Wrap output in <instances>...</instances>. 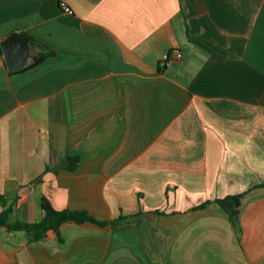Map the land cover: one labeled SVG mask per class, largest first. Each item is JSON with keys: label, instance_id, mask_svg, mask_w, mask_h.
<instances>
[{"label": "crops", "instance_id": "obj_1", "mask_svg": "<svg viewBox=\"0 0 264 264\" xmlns=\"http://www.w3.org/2000/svg\"><path fill=\"white\" fill-rule=\"evenodd\" d=\"M14 30L54 53L0 57V194L24 221L42 197L127 219L0 226V264H264V0H0ZM230 194L239 233L212 202Z\"/></svg>", "mask_w": 264, "mask_h": 264}, {"label": "trees", "instance_id": "obj_2", "mask_svg": "<svg viewBox=\"0 0 264 264\" xmlns=\"http://www.w3.org/2000/svg\"><path fill=\"white\" fill-rule=\"evenodd\" d=\"M30 46L32 52L37 54L35 64L54 53L53 50L34 38H32ZM1 56L2 51L0 47V57ZM66 164V167L69 169L75 168L79 164V157L77 155L74 157L68 156ZM261 185H264V183H261L260 186ZM241 197L242 194H230L216 198L213 201L208 200L192 209L204 208L209 202H216L228 212L230 220L234 224L237 233H239L241 229L238 220V212L241 207ZM16 199V195L7 197V195L0 194V204L2 206L0 210V226H4L8 231H24L28 235L30 241L46 238L50 236L51 233H58L60 226L65 223L106 228L110 225L117 224L121 220L127 219L125 216H120L113 220H100L95 218L88 211L82 209H55L45 197H42L40 203L43 212L42 217L37 221H24L14 215V204Z\"/></svg>", "mask_w": 264, "mask_h": 264}, {"label": "water", "instance_id": "obj_3", "mask_svg": "<svg viewBox=\"0 0 264 264\" xmlns=\"http://www.w3.org/2000/svg\"><path fill=\"white\" fill-rule=\"evenodd\" d=\"M31 40L30 35L14 30L0 41L2 56L9 71H21L36 62L37 54L30 51Z\"/></svg>", "mask_w": 264, "mask_h": 264}, {"label": "built area", "instance_id": "obj_4", "mask_svg": "<svg viewBox=\"0 0 264 264\" xmlns=\"http://www.w3.org/2000/svg\"><path fill=\"white\" fill-rule=\"evenodd\" d=\"M64 10L69 11L70 9L68 7H64ZM182 57V51L178 49H171L169 51L164 52L160 59H159V65L160 66H166L170 64L173 61H176Z\"/></svg>", "mask_w": 264, "mask_h": 264}]
</instances>
